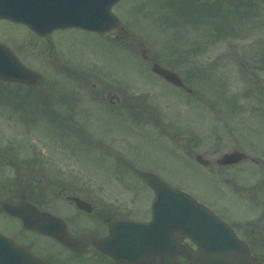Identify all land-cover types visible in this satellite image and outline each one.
I'll use <instances>...</instances> for the list:
<instances>
[{
    "label": "rangeland",
    "instance_id": "374dc122",
    "mask_svg": "<svg viewBox=\"0 0 264 264\" xmlns=\"http://www.w3.org/2000/svg\"><path fill=\"white\" fill-rule=\"evenodd\" d=\"M113 11L123 28L104 36L48 39L0 21V41L41 77L30 89L0 82V186L50 200L69 189L148 218L153 171L220 214L264 221V0H122ZM234 150L250 159L217 163Z\"/></svg>",
    "mask_w": 264,
    "mask_h": 264
},
{
    "label": "water",
    "instance_id": "95a60500",
    "mask_svg": "<svg viewBox=\"0 0 264 264\" xmlns=\"http://www.w3.org/2000/svg\"><path fill=\"white\" fill-rule=\"evenodd\" d=\"M119 1L0 0V20L25 24L41 36L72 27L103 34L121 27L118 17L112 12V7ZM142 54L145 57V51ZM152 69L169 82L186 88L175 72L158 63ZM0 80L36 85L40 82V76L26 67L8 46L0 43ZM246 158L243 152L233 151L224 154L218 163L228 166ZM145 178L155 191L153 219L151 222L113 220L110 225L112 255L132 264H163L158 260L157 251L164 248L165 264H178V253L189 257L192 264H264L254 262L246 245L231 228L192 195L172 187L154 173H146ZM77 203L87 211L92 208L81 199H77ZM4 206L8 213L20 216L27 227L37 228L35 207L30 204L15 207L10 203ZM52 218L49 215L46 224L39 225V229L47 234L57 233L58 227H55L56 221ZM175 232L190 235L199 243L200 251L181 248L173 235ZM62 239L65 240L64 237ZM99 246L103 248L104 242ZM0 264L46 263L0 233Z\"/></svg>",
    "mask_w": 264,
    "mask_h": 264
},
{
    "label": "flooded vegetation",
    "instance_id": "af4514ba",
    "mask_svg": "<svg viewBox=\"0 0 264 264\" xmlns=\"http://www.w3.org/2000/svg\"><path fill=\"white\" fill-rule=\"evenodd\" d=\"M93 90L100 94L103 100H107L105 95L110 96V100L106 101L107 106L115 108L119 105L117 103L119 98L112 87L94 85ZM66 188V185H63L60 190L64 191ZM10 190L0 187V231L12 237L25 249L36 255L38 259H43L46 264H130L125 259L116 258L99 248L97 243L110 237V222L113 219L127 218L148 222L153 217L152 204L154 200L149 201V208L146 210L148 218H138L134 214L124 212L121 206L109 204L108 202L111 201L102 199L92 201V212L87 213L78 208L74 200L77 195L69 194V189H66L68 194L65 197L51 200L42 197L39 187L37 194L33 193V189H25L30 191L31 195L22 192L9 193ZM59 194L62 195L63 192ZM8 202L15 206L22 203L35 205L38 209L35 213L37 229L26 227L20 217L7 213L3 205ZM44 212L58 217L55 227L62 230L68 243L60 239L58 232L50 236L38 230V224L45 217ZM218 214L246 243L254 261L264 262V221L260 216L234 217ZM174 236L182 246L193 251L200 249V246L188 235L174 233ZM159 258L164 262L163 256ZM178 262L179 264H191L190 259L184 255H178Z\"/></svg>",
    "mask_w": 264,
    "mask_h": 264
}]
</instances>
